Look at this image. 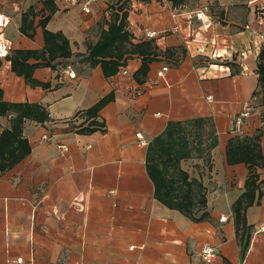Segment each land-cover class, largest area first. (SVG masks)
Segmentation results:
<instances>
[{
	"label": "crops",
	"instance_id": "1",
	"mask_svg": "<svg viewBox=\"0 0 264 264\" xmlns=\"http://www.w3.org/2000/svg\"><path fill=\"white\" fill-rule=\"evenodd\" d=\"M85 2L0 0V45L8 50L0 56V99L48 112L25 120L30 153L0 172V264H264V186L246 212L251 239L243 253L233 204L249 170L226 157L232 138L262 132L264 145V104L254 96L264 0H98L89 13ZM122 20L123 40L111 33ZM105 40L116 41L119 55L99 54L91 64ZM28 69L39 84L28 81ZM102 99L100 125L88 129L93 117L85 111ZM247 105L249 116L236 124ZM15 116L0 115V132ZM199 117L213 120L218 143L212 169L199 159L191 172L208 188L209 216L194 220L155 197L147 150L170 121ZM205 243L217 249L212 262L201 255Z\"/></svg>",
	"mask_w": 264,
	"mask_h": 264
},
{
	"label": "trees",
	"instance_id": "2",
	"mask_svg": "<svg viewBox=\"0 0 264 264\" xmlns=\"http://www.w3.org/2000/svg\"><path fill=\"white\" fill-rule=\"evenodd\" d=\"M177 3L178 0H173ZM111 33L120 35L123 40L129 36L125 30L123 20L119 26L113 25ZM115 42L108 40L98 43L91 51L90 63H97L99 54L104 59L110 56H118ZM142 44L134 47L141 53ZM145 54V53H142ZM104 60L103 63H105ZM49 62H42V64ZM108 64L116 62L111 59ZM145 69V66H144ZM257 73L259 75V87L254 96H261L264 104V49L258 55ZM24 75L32 84H39L32 76L30 69L24 71ZM106 100H100L85 113L93 120L89 122L88 129L97 128L100 123L96 120L99 110ZM14 111L16 116L12 120L10 129L0 132V172L11 169L30 153V143L23 135V124L26 119L43 121L48 117L45 107L31 103H7L0 99V115H6ZM262 132L241 138H232L226 147V157L229 164L245 163L248 166V177L245 190L233 204L234 221L239 237L242 252L247 251L251 234L247 232V209L255 203H260L263 194L264 175L261 176L259 168L264 169V145L262 144ZM218 143L215 134V125L211 118H193L185 121H170L162 134L155 137L148 145L147 169L155 185V197L164 205L177 209L194 220H203L209 216L207 211L208 188L204 185L202 173L200 177L192 176L182 164L194 159H202L209 170L212 169V150ZM199 171V163L195 166ZM264 174V173H263Z\"/></svg>",
	"mask_w": 264,
	"mask_h": 264
},
{
	"label": "built area",
	"instance_id": "3",
	"mask_svg": "<svg viewBox=\"0 0 264 264\" xmlns=\"http://www.w3.org/2000/svg\"><path fill=\"white\" fill-rule=\"evenodd\" d=\"M68 2L72 3V4H77L80 0H67ZM98 0H86V2L83 4V10L87 13L91 12V5L93 2H96ZM247 3L250 4H254L257 1H261V0H246ZM197 18L201 21L202 25L205 26H209L212 23V18L211 16L208 14V11L205 10H200L199 12H197ZM260 24L263 25L264 21L263 19H260ZM261 37L264 39V28L260 33ZM8 53V50L6 48V46H2L0 45V56H5ZM169 69L168 66H163L161 68V70L158 72L159 76H162L167 70ZM67 71L70 77L74 78L76 77V73L73 69H71V66L67 67ZM211 99V98H210ZM250 110L251 107L250 105H247L246 110H244L243 112H241L237 117H236V124H241L243 119L247 116H249L250 114ZM137 137L139 138V143L141 145H147L148 142L146 140L143 139L142 133L141 132H137L136 133ZM44 139H48L49 136L48 135H44L43 137ZM58 148L61 152H68L69 151V147L66 144H58ZM222 221H226L228 219L227 216H222L221 217ZM262 229H264V226H262ZM217 253V249L215 246L209 244V243H205L202 245L201 248V255L203 257V259L206 262H212L216 256ZM17 262H23V258H18Z\"/></svg>",
	"mask_w": 264,
	"mask_h": 264
},
{
	"label": "rangeland",
	"instance_id": "4",
	"mask_svg": "<svg viewBox=\"0 0 264 264\" xmlns=\"http://www.w3.org/2000/svg\"><path fill=\"white\" fill-rule=\"evenodd\" d=\"M199 161L200 160L196 158L194 160H190V161L182 164V166L191 173L192 169L198 164Z\"/></svg>",
	"mask_w": 264,
	"mask_h": 264
}]
</instances>
